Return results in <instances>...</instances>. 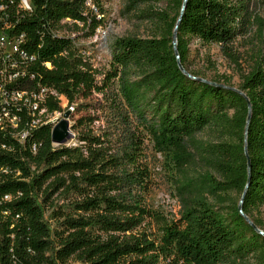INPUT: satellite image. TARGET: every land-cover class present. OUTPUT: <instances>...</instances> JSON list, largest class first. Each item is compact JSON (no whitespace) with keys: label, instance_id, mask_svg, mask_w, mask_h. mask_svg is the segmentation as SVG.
<instances>
[{"label":"trees","instance_id":"1","mask_svg":"<svg viewBox=\"0 0 264 264\" xmlns=\"http://www.w3.org/2000/svg\"><path fill=\"white\" fill-rule=\"evenodd\" d=\"M87 1L32 0L31 13L17 27L27 34L28 50L51 66L36 61L33 79L21 87L45 85L63 96L67 107L79 96L114 85L112 105L118 100L146 122L141 111L146 104L154 118L152 138L175 149L185 137L220 120L230 139L212 145L219 179L206 174L200 178L204 191L201 186L182 191L180 209L170 216L119 194L118 159L100 134L78 132L74 144L54 146L48 122L21 141L0 130V264H223L250 254L264 264V236L241 214L263 230L252 211L264 205V65L257 62L242 77L238 89L243 94L226 81L199 79L186 65L190 36L223 48L245 31L253 0L184 1L175 48L180 65L193 77L177 66L171 43L182 0H169L175 12L159 17L158 35L115 37L104 70L91 66L63 32L69 28L64 18L85 21ZM247 102L248 171L243 153ZM44 106L62 111L52 96ZM177 152L179 161L186 156ZM136 169L138 174L129 175L144 185L146 169ZM231 191L238 198L243 192L240 210L235 202L224 216L205 198L208 193L227 201ZM5 194L9 199L2 200Z\"/></svg>","mask_w":264,"mask_h":264},{"label":"rangeland","instance_id":"2","mask_svg":"<svg viewBox=\"0 0 264 264\" xmlns=\"http://www.w3.org/2000/svg\"><path fill=\"white\" fill-rule=\"evenodd\" d=\"M86 6L88 13L85 21L65 18L63 22L69 28L63 32L73 37L83 56L99 70L108 68L110 45L115 37L158 35L162 26L159 17L163 13L170 17L175 12L169 0H88ZM257 62L264 65V0L252 1L245 31L223 48L219 43L204 41L196 36L188 38L186 65L200 79L226 81L238 89L242 77ZM130 79L136 80L137 76L131 75ZM114 93V85L103 93L91 91L77 97L67 107L61 101L60 114L49 110L47 114L50 119H58L63 112H69L67 119L73 135L65 145L74 144L76 134L83 131L107 138L110 152L118 159L114 172L123 181L118 190L121 196L149 209L163 211L166 215H176L182 191L193 192V186H201L199 189L204 191L200 178L206 174L219 179L213 167L211 150L218 143L229 141L230 133L225 123L217 120L203 126L185 137L178 149L170 145L164 147L152 138L149 124L154 118L146 104L141 110L146 122H141L118 100L117 106L112 105L109 96ZM150 96L151 91H146V99ZM230 114L231 110H227L226 116ZM177 151L186 155L180 161ZM137 167L146 169L144 185L129 175L138 174ZM227 197V201H220L213 194L205 195L211 207L223 216L230 210L229 206L239 199L233 191ZM252 217L260 222L264 230V205L254 209ZM223 264H257V258L250 254L242 260H230Z\"/></svg>","mask_w":264,"mask_h":264},{"label":"built area","instance_id":"3","mask_svg":"<svg viewBox=\"0 0 264 264\" xmlns=\"http://www.w3.org/2000/svg\"><path fill=\"white\" fill-rule=\"evenodd\" d=\"M32 9V0H0V130L18 141L39 124H53L57 120L47 114L44 106L47 96L57 98L59 103L63 100V96L45 85H20L33 79L31 67L36 61L41 67L51 66L49 61L39 60L28 50L27 34L17 27ZM1 198L7 200L9 196L5 194Z\"/></svg>","mask_w":264,"mask_h":264},{"label":"water","instance_id":"4","mask_svg":"<svg viewBox=\"0 0 264 264\" xmlns=\"http://www.w3.org/2000/svg\"><path fill=\"white\" fill-rule=\"evenodd\" d=\"M184 1L185 0H182L181 2V5H180V9H179V13H178V16L176 18V21H175V24L173 26V29H172V32H171V37H172V40H171V43H172V49H173V52L175 53L176 55V48H175V33H176V26H177V23L179 21V18H180V15L182 13V9H183V6H184ZM176 63H177V66L179 67V69L187 76H190V77H193L192 75H190L184 68H182V66L180 65L179 63V60L177 58V55H176ZM200 79V78H199ZM203 80V79H202ZM220 85V84H219ZM232 89L236 90L238 93L240 94H243L241 91H239L238 89L234 88V87H231ZM247 115H246V122H245V126H244V132H243V153L244 155L246 156V164H247V171H248V157H247V153H246V146H245V131H246V123L248 121V118H249V104L247 102ZM68 114L69 112L68 111H65L62 113V116L60 118H58L51 126V129H50V139H51V142L53 144H56V145H59V144H65V142L70 139L72 137V132L70 130V125L68 123ZM242 195H243V192L241 193L240 195V198L238 200V203H237V208L240 210V204H241V200H242ZM243 218L257 231L259 232L262 236H264V231L259 229L256 225H254L252 223V221L245 215L241 212Z\"/></svg>","mask_w":264,"mask_h":264}]
</instances>
